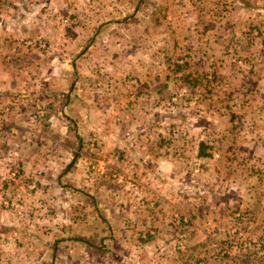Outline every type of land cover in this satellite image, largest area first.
Returning a JSON list of instances; mask_svg holds the SVG:
<instances>
[{
  "label": "crops",
  "instance_id": "0c3cea01",
  "mask_svg": "<svg viewBox=\"0 0 264 264\" xmlns=\"http://www.w3.org/2000/svg\"><path fill=\"white\" fill-rule=\"evenodd\" d=\"M198 1L186 5L190 17L207 13ZM232 1L242 12L259 9L255 0ZM216 6L218 19L192 17L183 37L178 20L131 18V8L138 11L142 4L132 7L125 0H97L85 15L78 14L72 0H0V264H98L94 253L108 248L107 240L113 243L107 234L111 223L120 217L129 220L132 173L147 177L139 186L160 182L159 203L185 199L195 208L199 198L234 192L231 183L239 181L242 187L227 198L228 204H236V198L245 205L264 204L258 192L264 179L254 176L264 169L254 162L246 163L251 171L246 178L234 175L229 182L220 174L208 175L205 157H218V148L225 149L227 169L233 171L238 166L235 146L241 141L237 137L243 135L246 144L264 140V51L240 52L247 41L258 45L255 29L244 34L240 22L222 19L220 4ZM215 20L217 34L212 33ZM153 26L163 28L157 32ZM229 31L238 50L228 44L230 49L222 51L219 43ZM35 36L48 43V50L18 45ZM230 59L234 65L228 66ZM168 76L175 81L168 82ZM218 86L233 87L228 115L196 113L199 102H207L196 93L205 89L208 95ZM175 89L189 95L185 152L177 155L174 148L170 161L163 145L150 144L151 153L159 151L157 159L151 158L142 141L151 136L146 118L164 105L178 108L180 99L170 94ZM165 92L169 104L163 103ZM244 105L245 114L237 109ZM159 131L163 133L162 125ZM170 132L175 139L173 128ZM137 146L144 152L136 151ZM202 161L204 168L199 167ZM167 171L184 175L179 179ZM194 172L202 173V182ZM104 175L115 179L106 183L107 199L98 193ZM164 187H170L169 195L162 194ZM7 201L22 204L23 211L8 209ZM117 204L122 210L115 209ZM175 216L179 226L193 221L191 214ZM100 233L107 236L101 239ZM219 245L227 250L226 242ZM225 255H231V262L212 258L219 264L258 262L247 255L240 258L244 254L237 250ZM210 262L202 256L195 264Z\"/></svg>",
  "mask_w": 264,
  "mask_h": 264
},
{
  "label": "rangeland",
  "instance_id": "374dc122",
  "mask_svg": "<svg viewBox=\"0 0 264 264\" xmlns=\"http://www.w3.org/2000/svg\"><path fill=\"white\" fill-rule=\"evenodd\" d=\"M72 1L74 6H76V9H79L77 11L78 14H87L91 10H94L95 3L97 2V0ZM118 1L120 2L121 0ZM125 2H129L132 7L135 4H142V8L138 11H133L134 9L131 8L130 15L133 19L141 20L146 17L170 23H175L174 20H178V30L183 37L187 34V21H190L192 17L197 20L203 19V22L208 19L213 20L215 17L218 19V7L216 5L220 4L219 10L222 19L230 20V22L238 20L240 22L239 27L246 31L244 34H247L251 28L253 30L255 29V31L252 32L257 34L258 45L251 44L247 41L243 43L240 52L246 54L247 48H250L248 49V54L251 53L250 50L257 53L261 50L264 51V47L262 48L260 46L261 42L264 40V0H255L254 6L259 8L255 12L247 10L242 12L236 10L232 5V0H199L198 2L200 5L205 6L208 11L207 13L201 11L200 15L199 13H196L192 17H190V13L186 11V5L190 3V0H125ZM248 5L250 6V4ZM213 12H215V14H213ZM217 25L218 22L215 20L212 26L214 28L212 32L213 34H217L218 32ZM153 28L156 27L153 26ZM162 28L163 26H160V28H156V31L158 32ZM226 33L228 34L226 39L219 43L220 46H223L221 50L227 51L226 49H230V47L227 46L228 44L238 50V43L230 41L232 39V33H230V31ZM198 35H200V32H198ZM31 39L32 40L27 42H21L18 45L28 49L32 48L37 52L48 50V43L44 39H41V37L36 38L35 36ZM179 49L181 50V47ZM22 51L24 52V50ZM227 61H229L227 64L228 66L234 65V62H232L231 59ZM71 78H73V76H71ZM166 80L171 83H173L172 81H175V79L170 80L169 76ZM247 80L250 81L249 76ZM200 83L201 82H199V84ZM178 86L179 84L177 87ZM232 88L233 87L228 89L218 86V88L211 90L208 95L204 92L205 89H201L199 93H196V97L198 99L205 96L203 99H207V102H199V106L195 108V112L200 114L204 110L208 112L214 111L215 113L220 111L222 113L224 112L223 114L228 115L230 112L227 107V105L230 104L228 98H231L233 92ZM168 92H165L163 95V103L167 102L169 104L167 100ZM170 94H176V100L180 99L178 108L174 107L175 105L173 107L164 105L163 107L157 108V113L151 112L148 114L149 116H147L145 122H147V130L151 131V136H148L147 139L142 141L145 143L144 146L147 148L146 150L151 158L157 159L159 156V151L156 155L150 152V144H152V146L157 144L158 146H156L158 148L160 145H163L161 146L163 147V152L170 153L167 158L171 161L172 156L174 157V148L177 150V155L185 152V140H187V135L184 132L187 130V98L189 95L187 91H177L176 89ZM221 100L224 102H220ZM237 109H240L241 112L243 111V114H245L244 111L246 106L244 105ZM177 111L179 112L177 113ZM190 113H194V110H191ZM159 116L161 117L159 118ZM160 124L162 125V134L159 131ZM2 126L3 124L0 123V134L2 132ZM171 128H173V133H176V136H173L175 138L173 140L170 136L172 134L170 132ZM164 132H166V134ZM242 136L243 135L237 137V139H240L241 141L237 142V145L235 146L237 148V169L233 171L227 169L230 160H227L228 155L223 151L225 150L224 148H218V157H205L207 158L206 165L209 172L208 175H211V179L213 177L216 178L219 174L225 176L229 182L230 180H233L234 175L241 174L246 178L249 176V172H251L247 169L248 167L246 163L248 161L254 162L256 166L259 165L264 169V140L255 141V144H246L245 140L247 139L242 138ZM258 143H262V145ZM137 150L142 153L144 152L138 146L136 147V151ZM255 152L258 153V156ZM90 157L93 159L96 158L95 153H91ZM164 158L165 157H163V159ZM178 161L181 164L186 163L185 160ZM191 161L192 160L189 158L188 163ZM206 165L203 161L202 166H199L198 164L201 168H204ZM256 168L258 169L259 167ZM167 174L178 176L180 179V176L184 175V172L181 171L179 174H176L175 172L170 173L167 171ZM193 175H195L196 179H199L202 182V173L194 172ZM256 175H259L261 179H264V172H262V174L254 173V176ZM93 176L96 178L97 175L93 174ZM131 176L132 186L131 201L129 203V220H122V217H120L115 219L116 221H114V224L111 223V229L107 231V234L108 238H110L111 235L113 236V243L107 240L105 246L108 248H105L102 252L94 253L92 258L98 260V264H184L186 261L184 260V257L186 256L189 259L188 264H195L198 259L202 258V256H205L207 260L209 259L211 261L209 264H219L214 261L218 257H222L223 261L227 260L231 262L230 260L232 259L227 257L231 255H225V253L230 254L232 250L242 252L244 255L240 256V258H245V255H247L253 257L259 262H256V264H264V204L250 203L245 205V203H242L243 201L240 202L237 198L236 204L234 201L230 204L227 203V198L230 199L233 197L236 192L239 191L238 187H242V184H240L239 181L231 183L233 184L234 192L229 190L222 192V195L199 198V202H195V208H193V205L191 206L188 204L185 199L177 204L169 202L165 203L163 201L159 203L155 198V195H158V190L162 187L158 180L156 183L150 181V183H147L146 185L139 186L138 182L146 183L147 177H141L138 173H132ZM103 178L105 179H102V183L99 186V189H101L98 190V193H100V198L107 199L110 197V193L107 190L106 183L107 181L114 182L115 179L106 175H104ZM178 178H176V181H178ZM248 178L251 180L252 177ZM135 180H137V182ZM247 184L248 183L244 182V187H246ZM177 186L180 185L177 184ZM223 187L226 189V184ZM205 191L211 192V189H205ZM170 192V187H164L162 194L169 195ZM258 192L264 195V182H262V187ZM225 196L226 200H224ZM5 205L8 209L12 207L18 208L20 212L24 209L22 204L14 201H7ZM239 207L241 209H239ZM115 209L120 211L122 210V207L117 204ZM175 213L184 217L185 214H191L193 221L190 222L189 220L188 222L190 223L186 222V225L179 226V224H175L177 223ZM217 214H221L220 219ZM179 220L180 219H178V221ZM100 226L102 227L105 225L100 224ZM182 231H184L185 235L181 234ZM103 236L107 235L100 233L99 238L102 239ZM150 236L153 238H150ZM206 242L209 245L207 249L203 247L195 248V246ZM224 242L227 243V246L225 245V249L227 250L222 251L221 249L216 248L220 246L219 244ZM183 244L191 247L187 249L184 247L182 248L181 245ZM177 246H180V248ZM229 249L232 250L230 251ZM212 256L216 258L213 259Z\"/></svg>",
  "mask_w": 264,
  "mask_h": 264
},
{
  "label": "trees",
  "instance_id": "16d2710c",
  "mask_svg": "<svg viewBox=\"0 0 264 264\" xmlns=\"http://www.w3.org/2000/svg\"><path fill=\"white\" fill-rule=\"evenodd\" d=\"M150 238H152V236H150Z\"/></svg>",
  "mask_w": 264,
  "mask_h": 264
}]
</instances>
